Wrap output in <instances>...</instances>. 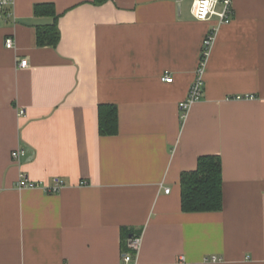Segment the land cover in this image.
<instances>
[{
	"label": "crops",
	"instance_id": "obj_1",
	"mask_svg": "<svg viewBox=\"0 0 264 264\" xmlns=\"http://www.w3.org/2000/svg\"><path fill=\"white\" fill-rule=\"evenodd\" d=\"M40 3L55 6L56 45L38 42L56 20ZM191 6L15 0L0 20V264H264V0H233L224 24ZM213 30L203 97L182 119ZM104 103L115 135L100 133ZM206 154L222 158L223 208L185 212L181 174Z\"/></svg>",
	"mask_w": 264,
	"mask_h": 264
},
{
	"label": "trees",
	"instance_id": "obj_2",
	"mask_svg": "<svg viewBox=\"0 0 264 264\" xmlns=\"http://www.w3.org/2000/svg\"><path fill=\"white\" fill-rule=\"evenodd\" d=\"M108 0H94L102 4ZM38 15H53L55 23L38 29V42L41 45H56L60 40L57 13L52 3L35 6ZM99 127L102 135H115L119 132V113L115 104L99 106ZM181 206L185 212L219 211L223 208V162L219 155L206 154L198 158L197 167L184 171L180 177Z\"/></svg>",
	"mask_w": 264,
	"mask_h": 264
},
{
	"label": "built area",
	"instance_id": "obj_3",
	"mask_svg": "<svg viewBox=\"0 0 264 264\" xmlns=\"http://www.w3.org/2000/svg\"><path fill=\"white\" fill-rule=\"evenodd\" d=\"M15 6V0H0V20L1 19H11L13 18V9ZM191 11L194 17L198 20H211L212 18H217L219 24L231 22L234 14L233 0H192ZM216 31L213 30L209 32L204 41L203 55L201 59V64L197 70V76L193 81L187 97L182 100L179 104L181 109L182 119L187 117L189 109L194 103L201 100L204 94L205 81L204 74L206 68V61L215 39ZM5 45L7 48L15 47V38L13 36H8L5 39ZM29 64L28 59H22L20 65L26 67ZM173 76L170 74H165L162 80L165 82H172ZM26 153L24 148L15 149L12 152L13 161L18 163L21 157ZM37 184L30 182L26 175H22L19 181L20 187H34ZM63 184L59 180H55L54 184L50 186L47 190L49 192H59ZM170 189L167 188L166 192ZM142 234L133 233L127 240L128 250L124 252L123 258L127 263L135 261V257L139 253L142 245ZM213 260H217V257H213Z\"/></svg>",
	"mask_w": 264,
	"mask_h": 264
}]
</instances>
